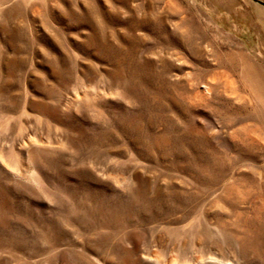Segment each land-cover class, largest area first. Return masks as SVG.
Masks as SVG:
<instances>
[{"label":"rangeland","instance_id":"1","mask_svg":"<svg viewBox=\"0 0 264 264\" xmlns=\"http://www.w3.org/2000/svg\"><path fill=\"white\" fill-rule=\"evenodd\" d=\"M0 264H264V0H0Z\"/></svg>","mask_w":264,"mask_h":264}]
</instances>
